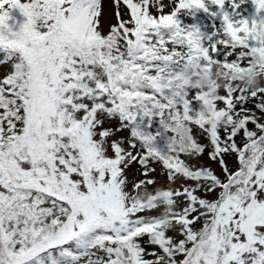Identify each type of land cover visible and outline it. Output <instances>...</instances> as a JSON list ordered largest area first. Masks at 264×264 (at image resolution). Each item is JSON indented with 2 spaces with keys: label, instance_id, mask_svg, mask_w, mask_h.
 I'll return each mask as SVG.
<instances>
[{
  "label": "snow or ice",
  "instance_id": "snow-or-ice-1",
  "mask_svg": "<svg viewBox=\"0 0 264 264\" xmlns=\"http://www.w3.org/2000/svg\"><path fill=\"white\" fill-rule=\"evenodd\" d=\"M0 264H264V0H0Z\"/></svg>",
  "mask_w": 264,
  "mask_h": 264
}]
</instances>
